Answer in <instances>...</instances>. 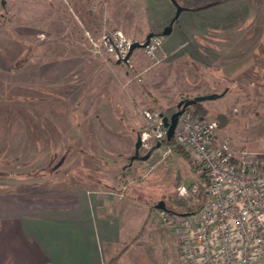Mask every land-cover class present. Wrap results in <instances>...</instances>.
I'll use <instances>...</instances> for the list:
<instances>
[{
    "label": "rangeland",
    "instance_id": "374dc122",
    "mask_svg": "<svg viewBox=\"0 0 264 264\" xmlns=\"http://www.w3.org/2000/svg\"><path fill=\"white\" fill-rule=\"evenodd\" d=\"M219 1L177 0L185 9L181 24H215L219 7H212ZM235 2L239 21L247 17L248 6L254 23L238 25L233 68L238 78L220 84L213 67L198 59L197 51L190 53L194 47L209 51V43L191 42L174 58L162 55L163 45L153 59L137 48L120 64L86 51L83 27L95 36L106 27L145 42L169 25L163 24L167 15L172 20L177 14L172 0H0V191L56 187L59 192L65 184L106 189L136 206L165 202L170 207L171 197L192 206L194 197L180 196L178 188L191 189L204 177L186 149L193 163L174 151L165 155L166 147L134 168L130 158L138 135L151 131L143 112L165 117L182 100L212 95L220 97L203 103L204 118L186 110L218 123L219 144L231 140L235 152L260 151L264 0ZM147 153L141 148L142 156ZM154 210L149 223L138 227H144L142 235L133 242L125 236L115 259L120 257L109 264H180L179 240L163 225L162 211Z\"/></svg>",
    "mask_w": 264,
    "mask_h": 264
},
{
    "label": "crops",
    "instance_id": "0c3cea01",
    "mask_svg": "<svg viewBox=\"0 0 264 264\" xmlns=\"http://www.w3.org/2000/svg\"><path fill=\"white\" fill-rule=\"evenodd\" d=\"M235 3V0L215 2L212 8L219 7V19L212 25L181 24L179 19L185 11L182 7L171 35L163 37L162 55L174 58L191 42L209 43V51L201 53L194 47L190 53L196 56L197 51L198 59L213 67V76L220 84L237 79L239 72L233 68L237 65L235 54L242 31L239 26L252 25L254 14L246 6L247 17L239 21L236 16L239 7ZM173 19L167 15L163 24L170 25ZM163 31L161 28L154 34L161 35ZM255 59L257 62L258 57ZM256 62L252 68L257 66ZM139 162L144 161L132 162L131 168ZM60 188L59 192L56 187L0 191V264H108L120 252L121 244L127 240L124 237L129 235L132 242L137 240L144 231V227L138 231L139 225L142 222L147 225L152 215H156L149 205L136 206L133 200H124L106 189L97 191L65 184Z\"/></svg>",
    "mask_w": 264,
    "mask_h": 264
},
{
    "label": "built area",
    "instance_id": "2783aa9c",
    "mask_svg": "<svg viewBox=\"0 0 264 264\" xmlns=\"http://www.w3.org/2000/svg\"><path fill=\"white\" fill-rule=\"evenodd\" d=\"M163 39L155 36L144 48L149 58L155 57ZM83 41L91 56L114 61L127 58L134 42L106 27L97 36L83 27ZM143 115L151 131L140 135L142 149L161 150L168 138L164 117L153 111ZM217 130V122L195 118L193 112L185 110L180 116L173 139L193 155L204 173L208 201L197 214L162 211V223L179 240L180 264H264V142L259 152L249 148L235 152L231 140L218 143ZM172 152L169 148L165 155ZM178 191L192 197L199 187L182 186Z\"/></svg>",
    "mask_w": 264,
    "mask_h": 264
},
{
    "label": "water",
    "instance_id": "95a60500",
    "mask_svg": "<svg viewBox=\"0 0 264 264\" xmlns=\"http://www.w3.org/2000/svg\"><path fill=\"white\" fill-rule=\"evenodd\" d=\"M172 2L177 7V14H176L175 18L173 19V21L171 22V24L164 29V31H163V33L161 35H156L154 33H151V34H149L147 36L145 42H143V43L138 42V41L133 42L128 57L125 58L124 60L118 61V64H120L122 62L128 63L130 57L133 54V52L137 48H145L146 46H148L150 41H151V39L154 38L155 36L166 37V36H170L171 35L172 30H173V25H174L175 21L179 18L180 14L184 10L182 7H180L178 5L177 0H172ZM217 97H220V96L212 95V96H208V97H199V98H195V99L182 100L177 106V110L178 111L173 116H171L170 118L169 117H164L163 123H164V126L168 129V140H172L173 139L175 131H176V128H177V125H178L179 118H180V116L184 113V111L187 108H189V107H191V106H193V105H195L197 103H204L205 101L216 99ZM159 147H160V145L157 146V148H159ZM141 148H142V142H141V137L139 135L138 139H137V143L135 145V155L131 158L132 162L137 161L139 159L142 160V161L149 160L152 152H149L145 156H142ZM156 209L159 210V211H166L167 208H166L165 202H160L159 204H157L156 205ZM183 216H186V215H183Z\"/></svg>",
    "mask_w": 264,
    "mask_h": 264
},
{
    "label": "trees",
    "instance_id": "16d2710c",
    "mask_svg": "<svg viewBox=\"0 0 264 264\" xmlns=\"http://www.w3.org/2000/svg\"><path fill=\"white\" fill-rule=\"evenodd\" d=\"M175 22H177V20ZM134 42H136V41H134ZM114 63H118V61H114ZM191 108L194 110L195 114L200 116L201 118H204V116H207V114H208L207 110L203 106V103H197V104H195V105H193V106H191V107H189L187 109H191ZM177 111H176V107H174L172 109H169L167 111V113H166L167 116L165 115V117H169L170 118ZM164 147H166L168 149L169 148L172 149L174 152L179 154L185 160L190 161V158L187 155V153L185 152V150H183V147L175 145L174 139H172V140H168V139L164 140L162 142V144H161V148H164ZM131 158H130V164L132 163L131 162ZM190 162L193 163L192 161H190ZM203 177H204L203 182H200L198 184L199 191H198L197 195L192 196V198L194 197V199H195V203L192 206L189 204L188 200L182 201V200H178L177 198L171 197V199L169 201V204H170L171 208L168 207L167 204L165 203L167 210L163 211V212H167V213L173 214V215H180V216L192 215V214L199 213L204 208V206H205V204L207 203V200H208V196H207V192H206L207 188H208V183H207V181L205 179L204 173H203ZM151 208H152V210L156 209V205H152ZM119 257H120V255L116 259L115 258L112 259L110 261V263H114V261H116Z\"/></svg>",
    "mask_w": 264,
    "mask_h": 264
}]
</instances>
